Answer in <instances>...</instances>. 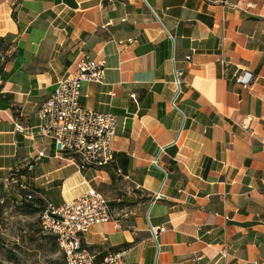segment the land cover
I'll use <instances>...</instances> for the list:
<instances>
[{
    "label": "crops",
    "instance_id": "crops-1",
    "mask_svg": "<svg viewBox=\"0 0 264 264\" xmlns=\"http://www.w3.org/2000/svg\"><path fill=\"white\" fill-rule=\"evenodd\" d=\"M82 55L105 69L79 103L118 120L114 161L84 170L36 115ZM11 176L39 208L108 198L82 239L93 264L110 249L120 264H264V0H0V186Z\"/></svg>",
    "mask_w": 264,
    "mask_h": 264
},
{
    "label": "built area",
    "instance_id": "built-area-1",
    "mask_svg": "<svg viewBox=\"0 0 264 264\" xmlns=\"http://www.w3.org/2000/svg\"><path fill=\"white\" fill-rule=\"evenodd\" d=\"M104 64V59L87 55L79 57L73 72L57 80L53 90L36 110L39 134L49 137L57 151L72 153L80 170L102 168L114 161L111 143L117 131V116L79 103L82 82H104ZM250 78L249 71L237 77L242 84L248 83ZM175 84L177 90L171 101L174 106L175 98L181 91L177 71ZM152 162L158 166L157 157ZM9 181L15 182L20 191L18 203L32 202L33 193L27 183L13 176ZM161 196H164L163 192L156 195ZM39 218L42 231L54 237L65 264H93V254L83 245V235L91 226L111 219L110 204L101 191L89 187L59 206L45 201ZM219 251L221 255L228 254L224 247ZM123 255V249H110L99 264H120ZM252 264L259 263L253 260Z\"/></svg>",
    "mask_w": 264,
    "mask_h": 264
},
{
    "label": "rangeland",
    "instance_id": "rangeland-1",
    "mask_svg": "<svg viewBox=\"0 0 264 264\" xmlns=\"http://www.w3.org/2000/svg\"><path fill=\"white\" fill-rule=\"evenodd\" d=\"M19 193L15 182L0 186V264H65L54 237L40 227V209L18 203Z\"/></svg>",
    "mask_w": 264,
    "mask_h": 264
},
{
    "label": "trees",
    "instance_id": "trees-1",
    "mask_svg": "<svg viewBox=\"0 0 264 264\" xmlns=\"http://www.w3.org/2000/svg\"><path fill=\"white\" fill-rule=\"evenodd\" d=\"M40 202V199L38 200ZM28 206H30L29 204H27ZM35 209L39 210L40 208L39 207H36Z\"/></svg>",
    "mask_w": 264,
    "mask_h": 264
}]
</instances>
